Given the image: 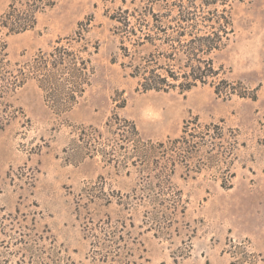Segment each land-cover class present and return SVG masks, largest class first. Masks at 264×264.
I'll return each mask as SVG.
<instances>
[{"label":"rangeland","instance_id":"1","mask_svg":"<svg viewBox=\"0 0 264 264\" xmlns=\"http://www.w3.org/2000/svg\"><path fill=\"white\" fill-rule=\"evenodd\" d=\"M207 30L221 44L191 61L177 34ZM61 47L88 69L65 112L30 69ZM229 240L264 264V0H0V264H231Z\"/></svg>","mask_w":264,"mask_h":264},{"label":"trees","instance_id":"2","mask_svg":"<svg viewBox=\"0 0 264 264\" xmlns=\"http://www.w3.org/2000/svg\"><path fill=\"white\" fill-rule=\"evenodd\" d=\"M44 6L49 7L50 4L45 3ZM11 9H9V11L1 17V23L2 21L6 23L5 27L9 29L10 33H18L32 29L34 27V9H32L30 6L28 9H25L22 12L17 11L14 7H11ZM180 13H182V16H180L181 18L179 20L181 22H185L187 25H190L191 30L194 28V26L193 23L189 22H195L197 19H201L200 15L197 16V14L189 12L186 8L181 10ZM218 18L220 20L221 16H219ZM223 19L224 22H222V25H219V27L221 29L220 31H222V33L226 35L228 33V29H230L231 27V23L228 22L225 18ZM220 31L215 32V30H207L200 31L199 33H194L192 31L178 33L177 42L180 43L181 41H183L184 37L189 36L190 38L188 42L191 43V46L189 47L188 44L186 46H181L182 51L187 54V57H197L198 53L196 52H200L201 55H208L213 50L218 49L219 45L221 44L222 35ZM184 47L185 50L183 49ZM70 55L71 54L67 53V51L63 47L53 48L52 52L48 55L42 54L34 58V65L30 66V69L32 71L31 73L35 75V78L43 92L46 94L48 92H52L51 103L53 109L57 110V112H65L69 110L70 106L75 103L76 99L81 96V93L83 92V88L81 85L86 83V72L88 71L86 67V61L78 57L77 55H72V57H70ZM190 60L192 61L193 58ZM195 61H197L199 64H202L201 66L188 65L190 67V71L189 74L185 77L190 81V83L183 88L184 90H188L191 86H193L194 82H203V79L206 76L211 75L207 74L208 71H210L209 73H213L210 66V60H200L197 58ZM147 69V67H143V71H141L140 73V86L142 90L167 91L169 88H163V86L171 85L165 83L164 78H161L160 74H157L155 70L149 71ZM18 86L19 84H16L14 88ZM107 124L109 126H113L114 122L112 121V119H109ZM118 126L119 129L123 131L125 130L124 132L126 133L131 132L136 137H138L139 142H142V140L139 138V133L134 122L124 119L119 122ZM179 141L180 140L178 139L174 140L173 142L179 143ZM145 152L147 153L144 154ZM142 154H144V160L149 163L151 152H149V150H146L143 151ZM160 188L164 189L167 187L159 186V192L161 191ZM1 243L2 241L0 242V245ZM19 243H22V241L20 240ZM227 245H229L228 252L230 253L232 258L231 264H256L255 260L258 259V254L246 250L244 244H234L231 240H229L227 242ZM237 254H240L238 258L236 257ZM3 264L5 263L3 262Z\"/></svg>","mask_w":264,"mask_h":264}]
</instances>
